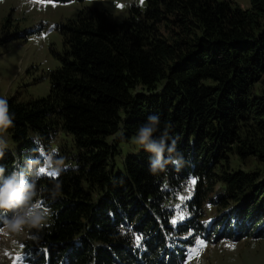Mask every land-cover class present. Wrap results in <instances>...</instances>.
<instances>
[{"label":"trees","instance_id":"1","mask_svg":"<svg viewBox=\"0 0 264 264\" xmlns=\"http://www.w3.org/2000/svg\"><path fill=\"white\" fill-rule=\"evenodd\" d=\"M249 4L145 0L121 21L104 9L82 8L60 25L62 50L54 52L59 64L48 72L47 95L7 98L14 113L7 136L16 154L4 149L5 177L17 161L26 171L32 149L51 147L60 133L74 145L65 163L77 166L59 177L54 200L47 176L36 181L47 188L40 203L54 215L50 226L32 230L26 260L180 264L199 235L239 239L264 221V0ZM149 116L159 118L153 138L167 129L184 165L169 164L154 176L151 154L141 148L115 171L119 143ZM229 152L255 157L259 166L233 169ZM188 183V216L175 221L169 199ZM207 203L222 209L200 221ZM256 234L264 235V224Z\"/></svg>","mask_w":264,"mask_h":264},{"label":"rangeland","instance_id":"2","mask_svg":"<svg viewBox=\"0 0 264 264\" xmlns=\"http://www.w3.org/2000/svg\"><path fill=\"white\" fill-rule=\"evenodd\" d=\"M233 3L240 8L250 5L249 0H233ZM131 5L143 8L145 0H3L0 3V98L14 96L19 101H26L47 95L48 72L59 64L54 52L62 50L59 27L75 19L78 10L104 9L114 20L121 21L128 15ZM135 136L119 143L118 154L114 158L115 171L122 169L126 155L136 154L141 149L134 142ZM6 140L8 147L5 150L16 154V143L7 135ZM51 147H57L59 153L66 156V152L74 148L72 137L56 134ZM227 160L229 167L246 172L259 166L255 157L239 159L233 152L228 153ZM192 192L191 183L183 184L173 192L169 203H173L175 221L188 216L185 201L189 200ZM41 206L40 201L37 202L36 207ZM221 209H216L213 204H204L200 221L217 215ZM255 224L247 226L246 234L239 239L216 235L215 232L206 237L199 235L195 244L187 248V258L182 264H264V235H254L264 221ZM31 232L26 229L20 235L0 236V264H33L26 260L24 250L25 245L32 242ZM17 257H23V260L18 261Z\"/></svg>","mask_w":264,"mask_h":264},{"label":"clouds","instance_id":"3","mask_svg":"<svg viewBox=\"0 0 264 264\" xmlns=\"http://www.w3.org/2000/svg\"><path fill=\"white\" fill-rule=\"evenodd\" d=\"M3 3V0H0ZM14 113H10L8 101L0 98V159L4 156V149L8 147L6 135L8 129L13 126ZM158 116H149L148 122L143 123L137 130L135 144L150 153V172L156 176L165 171L169 164L180 168L185 161L182 153L176 149V141L169 143L168 131L161 134L159 139H154V133L158 132ZM34 143L37 137H33ZM35 156L26 161L27 170L19 169V161L15 163L8 176H4L5 168L0 166V236L9 234L20 235L25 230H41L50 226L54 212L45 206L36 207L42 194L47 188H38L36 181L47 176L49 182L54 185L55 192L52 199L59 195L61 181L59 177L69 168L75 169V164L65 163L66 158L61 156L57 147L44 148L42 143L32 149ZM58 156L59 159L54 160ZM41 169L45 171L42 172ZM51 173V175H49ZM31 176L30 182L26 177ZM9 214H11L9 218Z\"/></svg>","mask_w":264,"mask_h":264},{"label":"snow or ice","instance_id":"4","mask_svg":"<svg viewBox=\"0 0 264 264\" xmlns=\"http://www.w3.org/2000/svg\"><path fill=\"white\" fill-rule=\"evenodd\" d=\"M41 171L44 172L45 170H44V169H41ZM49 175H51V173H49ZM193 183H194V181H193ZM174 223H175V222H174ZM139 240H140V238L138 237V238H137V243H138V244H139ZM17 260H18V261L23 260V257H17Z\"/></svg>","mask_w":264,"mask_h":264}]
</instances>
